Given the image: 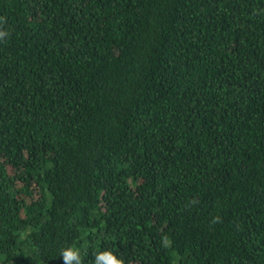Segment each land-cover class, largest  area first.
<instances>
[{
    "label": "trees",
    "instance_id": "obj_1",
    "mask_svg": "<svg viewBox=\"0 0 264 264\" xmlns=\"http://www.w3.org/2000/svg\"><path fill=\"white\" fill-rule=\"evenodd\" d=\"M0 31V264H264V0H0Z\"/></svg>",
    "mask_w": 264,
    "mask_h": 264
},
{
    "label": "clouds",
    "instance_id": "obj_2",
    "mask_svg": "<svg viewBox=\"0 0 264 264\" xmlns=\"http://www.w3.org/2000/svg\"><path fill=\"white\" fill-rule=\"evenodd\" d=\"M6 35L5 32L0 31V38H3ZM218 217L214 218L213 222L218 221ZM167 247V242L165 243ZM63 261L65 264H72V261H76V264H81V257L78 249L70 246L69 248L65 249L61 254ZM103 261L104 264H123V260L117 259L115 255L112 254L111 251L101 252L96 256L95 264H100Z\"/></svg>",
    "mask_w": 264,
    "mask_h": 264
}]
</instances>
